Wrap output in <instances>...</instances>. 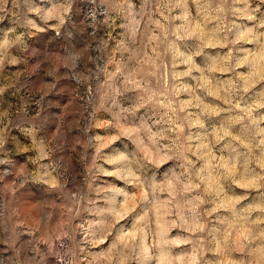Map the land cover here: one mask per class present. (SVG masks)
Returning <instances> with one entry per match:
<instances>
[{
  "label": "clouds",
  "instance_id": "obj_1",
  "mask_svg": "<svg viewBox=\"0 0 264 264\" xmlns=\"http://www.w3.org/2000/svg\"><path fill=\"white\" fill-rule=\"evenodd\" d=\"M0 264H264V0H0Z\"/></svg>",
  "mask_w": 264,
  "mask_h": 264
}]
</instances>
